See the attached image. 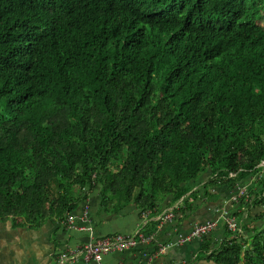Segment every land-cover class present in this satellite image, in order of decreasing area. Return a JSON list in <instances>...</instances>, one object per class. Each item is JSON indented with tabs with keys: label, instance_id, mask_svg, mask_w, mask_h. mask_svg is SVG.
<instances>
[{
	"label": "trees",
	"instance_id": "obj_1",
	"mask_svg": "<svg viewBox=\"0 0 264 264\" xmlns=\"http://www.w3.org/2000/svg\"><path fill=\"white\" fill-rule=\"evenodd\" d=\"M241 182L214 264H264V0H0V223Z\"/></svg>",
	"mask_w": 264,
	"mask_h": 264
},
{
	"label": "crops",
	"instance_id": "obj_2",
	"mask_svg": "<svg viewBox=\"0 0 264 264\" xmlns=\"http://www.w3.org/2000/svg\"><path fill=\"white\" fill-rule=\"evenodd\" d=\"M208 175L191 184L193 191L200 189L201 196L204 191L201 185ZM226 189L219 188V194L213 189V196L208 198H198L196 201L190 198L194 202L191 209L182 201L172 206L173 198L168 197L161 202L159 209L150 211L145 227L142 225V210L133 204L103 207L100 189H94L87 194L91 232L81 231L80 228L70 229L59 221H46L41 227L33 229L16 228L10 220L0 223V264H60L61 255L87 243L114 234L133 235L141 228L151 237L149 242L141 243L132 250L112 252L100 264H214L202 253V245L207 239H212L213 248L221 242L226 232L221 212L229 210L234 214L239 207L238 201H230L229 205L223 206L232 199ZM84 203L78 207L79 216L82 215ZM171 208H175L174 218L165 219L164 213ZM246 216L245 211L244 218ZM208 221H217V227L211 233L200 239L185 240L195 226ZM80 226H83L82 222ZM65 264L98 263L80 257Z\"/></svg>",
	"mask_w": 264,
	"mask_h": 264
},
{
	"label": "built area",
	"instance_id": "obj_3",
	"mask_svg": "<svg viewBox=\"0 0 264 264\" xmlns=\"http://www.w3.org/2000/svg\"><path fill=\"white\" fill-rule=\"evenodd\" d=\"M174 209L171 208L168 211L164 213L165 219H173L174 218ZM144 214V213H143ZM89 215V206H84L82 209V215H67V218L65 220V225L68 228L73 225V220L83 218H88ZM170 215V216H169ZM144 217V216H143ZM221 217L224 219V223L228 225V229L232 231L233 233H242V229L239 226L238 222L235 220V218H232L231 216H226L224 214H221ZM148 224V221L144 223L143 218V227H145ZM216 223L208 221L206 223L197 225L192 230L189 238L191 240L193 239H200L205 235H208L216 228ZM148 240H151V237L148 235H145L143 233L142 229H138L135 234L133 235H122V234H114L111 236H107L104 238H100L95 240L94 242H90L85 244L82 247H79L69 253L63 254L60 257V264H65L67 261H76L80 257H84L86 260H93L100 264L103 261V258L106 254L110 252H124L128 250L134 249L140 242H148Z\"/></svg>",
	"mask_w": 264,
	"mask_h": 264
},
{
	"label": "rangeland",
	"instance_id": "obj_4",
	"mask_svg": "<svg viewBox=\"0 0 264 264\" xmlns=\"http://www.w3.org/2000/svg\"><path fill=\"white\" fill-rule=\"evenodd\" d=\"M249 186H250V183H243V182H241V184H240V187L237 189V190H235V191H232V190H229V189H226L225 187H223V189H226L225 191L227 192V195L228 196H231L232 197V199L231 200H229V201H227V203H225V204H223V206H227V205H229V203H231L230 201H232V202H235V201H237V198H238V196L240 195V196H242L244 193H245V191H246V189H248L249 188ZM97 189H100L99 187L97 188ZM219 189V188H218ZM218 189H215L216 190V192L219 194V191L220 190H222V189H220V190H218ZM191 193H192V191H191ZM189 194H190V192H189ZM218 199H220V197H218ZM220 203H222L221 201H219ZM235 205H236V203H234ZM234 204H232L233 206H234ZM83 205H85V206H89V211H90V204H89V202L87 201V199L85 200V203L83 204ZM78 210V209H77ZM77 210L76 211H73V212H71V213H69V215L71 214V215H73V214H76V215H78L77 214ZM229 211V210H228ZM228 211H224V212H221V214H224V215H226V216H231V213H230V211L228 212ZM259 212V210L258 209H253V210H251V211H249L247 214L249 215V217L247 218V216L245 217L246 218V220L248 221V220H251L257 213ZM144 214H143V218H144V223L146 222V221H148V219H149V215H150V210H147L146 212H143ZM68 215V216H69ZM90 216V214L88 215V218H83L82 220H80L79 218L78 219H74L73 220V225L71 226V227H73V228H70V229H79L80 228V230L81 231H87V232H91L92 231V229H91V226L89 225V217ZM170 216V215H169ZM175 216V215H174ZM67 218V217H66ZM222 218V217H221ZM236 220V219H235ZM222 221H224V219L222 218ZM237 221V220H236ZM80 222H82V224H83V226H80ZM211 222H215L216 224H217V221H211ZM142 223H143V219H142ZM63 224H65V223H63ZM216 227H217V225H216ZM142 229V228H141ZM146 235V234H145ZM107 237V236H106ZM185 240H191L189 237H187ZM146 242V241H145ZM148 242H149V240H148ZM141 243H144V242H140L139 244H141ZM138 244V245H139ZM137 245V246H138ZM136 246V247H137ZM75 250V249H74ZM110 253H112V252H110ZM110 253H108V254H110ZM108 254H106V255H108ZM105 255V256H106ZM104 256V257H105Z\"/></svg>",
	"mask_w": 264,
	"mask_h": 264
}]
</instances>
